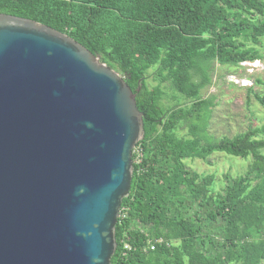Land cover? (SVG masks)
<instances>
[{
    "label": "trees",
    "instance_id": "obj_1",
    "mask_svg": "<svg viewBox=\"0 0 264 264\" xmlns=\"http://www.w3.org/2000/svg\"><path fill=\"white\" fill-rule=\"evenodd\" d=\"M0 13L67 34L137 93L145 136L133 151L111 264L264 263V126L215 139L216 98L202 95L215 62L263 58L245 41L264 37V0H0ZM153 67L159 81L150 87ZM166 86L188 101L166 105ZM181 125L187 135L177 134ZM216 151L251 159L247 172L225 174L219 192L214 174L185 162Z\"/></svg>",
    "mask_w": 264,
    "mask_h": 264
},
{
    "label": "water",
    "instance_id": "obj_2",
    "mask_svg": "<svg viewBox=\"0 0 264 264\" xmlns=\"http://www.w3.org/2000/svg\"><path fill=\"white\" fill-rule=\"evenodd\" d=\"M136 98L100 54L0 13V264H111L145 136Z\"/></svg>",
    "mask_w": 264,
    "mask_h": 264
},
{
    "label": "rangeland",
    "instance_id": "obj_3",
    "mask_svg": "<svg viewBox=\"0 0 264 264\" xmlns=\"http://www.w3.org/2000/svg\"><path fill=\"white\" fill-rule=\"evenodd\" d=\"M258 14L260 13H254L252 16L257 18ZM245 44L247 47H256L260 50L263 58L257 62L256 60L244 62L240 67L215 62L212 69V82L202 90L204 97L214 96L216 98L217 105L213 109L209 126V133L215 139L233 137L249 127L264 126V37H260L258 44H254L252 39L246 40ZM148 77L150 87L155 86L159 81L155 78L154 67L148 70ZM166 91V105L188 101L168 86H166ZM173 95H177L178 100L172 98ZM176 131L179 136L188 134V128L184 125L179 126ZM185 162L189 168L203 175L214 174L216 180L213 189L219 192L226 183L225 174L229 173L234 178L247 172L251 159L216 151L206 160L187 159Z\"/></svg>",
    "mask_w": 264,
    "mask_h": 264
},
{
    "label": "clouds",
    "instance_id": "obj_4",
    "mask_svg": "<svg viewBox=\"0 0 264 264\" xmlns=\"http://www.w3.org/2000/svg\"><path fill=\"white\" fill-rule=\"evenodd\" d=\"M256 62H257V60H256Z\"/></svg>",
    "mask_w": 264,
    "mask_h": 264
}]
</instances>
